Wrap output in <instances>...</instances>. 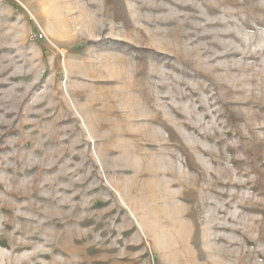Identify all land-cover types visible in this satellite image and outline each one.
<instances>
[{
	"label": "rangeland",
	"instance_id": "obj_1",
	"mask_svg": "<svg viewBox=\"0 0 264 264\" xmlns=\"http://www.w3.org/2000/svg\"><path fill=\"white\" fill-rule=\"evenodd\" d=\"M0 264H264V0H0Z\"/></svg>",
	"mask_w": 264,
	"mask_h": 264
}]
</instances>
